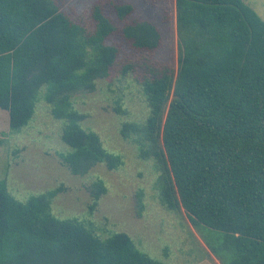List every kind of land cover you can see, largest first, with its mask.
<instances>
[{
  "label": "trees",
  "instance_id": "trees-1",
  "mask_svg": "<svg viewBox=\"0 0 264 264\" xmlns=\"http://www.w3.org/2000/svg\"><path fill=\"white\" fill-rule=\"evenodd\" d=\"M133 11L115 5L120 22ZM175 11L177 69H151L142 82L150 115L124 129L144 134L142 156L157 164L162 201L186 212L220 261L264 264V19L244 0H175ZM91 17L93 31L56 0H0V108L19 132L43 95L65 122L61 139L71 150L64 160L75 175L102 161L122 163L72 105L75 92L110 75L119 48L108 39L120 31L140 50L162 43L148 20L119 26L101 5ZM59 190L22 201L0 179V264H165L127 232L102 238L86 221L55 216ZM93 190L99 199L107 189L99 180Z\"/></svg>",
  "mask_w": 264,
  "mask_h": 264
},
{
  "label": "rangeland",
  "instance_id": "rangeland-1",
  "mask_svg": "<svg viewBox=\"0 0 264 264\" xmlns=\"http://www.w3.org/2000/svg\"><path fill=\"white\" fill-rule=\"evenodd\" d=\"M244 1L264 19V0ZM56 2L61 11L89 31L95 26L91 17L94 5H101L119 26L148 20L161 31L162 43L156 50H140L117 31L108 39L119 48L110 75L98 79L94 90L78 91L72 96L73 107L86 115L83 127L96 131L104 147L121 156L119 166L110 168L102 161L85 175L73 174L64 160L71 150L61 139L65 122L52 115L51 106L41 95L34 116L19 132L10 130L9 112L0 108V179L6 180L10 192L22 201L61 188L52 198L55 216L86 221L102 238L127 232L140 250L165 264H224L210 251L186 212L170 209L162 201L157 164L142 156L148 146L144 134L124 129L126 123L144 125L150 115L142 82L151 75V69H177L175 0ZM126 3L132 4L134 11L120 22L115 5ZM128 64L132 67L124 73ZM99 180L107 190L96 199L93 184Z\"/></svg>",
  "mask_w": 264,
  "mask_h": 264
}]
</instances>
